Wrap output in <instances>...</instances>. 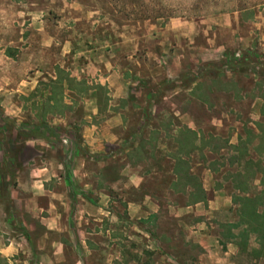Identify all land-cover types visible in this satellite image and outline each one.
I'll list each match as a JSON object with an SVG mask.
<instances>
[{
	"label": "rangeland",
	"instance_id": "rangeland-1",
	"mask_svg": "<svg viewBox=\"0 0 264 264\" xmlns=\"http://www.w3.org/2000/svg\"><path fill=\"white\" fill-rule=\"evenodd\" d=\"M0 2L15 14H10L11 25L24 30L22 48L28 47L26 40L35 31L36 38L28 53L34 52L46 61L42 67L38 66L45 72V78L36 84L43 95L17 97L14 102L25 107L14 120L20 119L21 125L32 122L26 127L30 134L45 136L44 129L34 126L43 120L54 122L52 116L61 114L50 111L44 115L37 102L50 95L51 89L45 85L57 77L60 68L75 79L74 87H83L79 84L83 81L88 88L82 95L65 85L64 101L71 108L65 112L66 121L63 125L57 123L52 134L67 137L70 164L79 161L75 150L78 145L83 146L78 124L88 123L86 118L93 119L87 117L83 107L87 100L96 97L105 108L100 120L110 112H117L122 113L126 122L131 121L122 128L123 136L118 141L104 147V157L113 155L107 174L117 181L111 192L112 200L117 202L115 212L128 218L125 199L139 204L147 194L160 206L148 208L151 212L148 219H135L137 223L127 228L128 233L132 231V239L118 233L117 245L122 254L116 264H203L200 256L205 249L189 239L186 224L178 223L172 208L174 201L189 200L187 193L179 194L172 188L189 186L192 162L211 161L214 186L223 182L229 189L246 188V193H260L264 199V0ZM32 7L36 9L35 15L28 11ZM34 22L41 29L39 26L34 31L29 29ZM39 31L51 37L47 39L51 45H39L43 42ZM22 48H8V52L16 56ZM32 70L30 73L35 71ZM112 74L115 75L112 86L120 88V97H112L110 83H104L103 78ZM196 80L198 83L192 85ZM99 85L108 92L104 94ZM191 86L194 88L190 94L196 97L192 104L193 98L186 91ZM178 87L182 90L174 93ZM2 103L0 95V138L5 140V127L14 133L19 124L5 117ZM188 113L198 123L196 129L186 124L180 128L172 126L176 114L184 120ZM251 121H256V125ZM194 148L197 151L192 157ZM85 150L86 155L89 151ZM258 155L259 160L250 158L249 164L246 163L247 157ZM178 164L180 177L176 174ZM125 168L131 170V176L122 174ZM246 168L251 170L240 174ZM222 170L229 173L221 174ZM4 178L6 182L8 177ZM130 179L132 185H128ZM125 184L134 187L126 192ZM236 195L234 199L238 200L240 197ZM155 208L158 212L152 213ZM139 211L138 207L141 215ZM183 216L188 221V215ZM23 217L42 231L37 217L29 213ZM213 222L216 239L212 240V249L228 251L231 228L218 217ZM11 230L0 213L1 242L7 243V237L19 236L21 232L19 228ZM245 239L240 236L236 242ZM252 243L247 248L240 247L230 261L264 264L263 241ZM70 257L72 261L75 259L73 255ZM5 258L8 264L20 263L18 256Z\"/></svg>",
	"mask_w": 264,
	"mask_h": 264
},
{
	"label": "crops",
	"instance_id": "crops-1",
	"mask_svg": "<svg viewBox=\"0 0 264 264\" xmlns=\"http://www.w3.org/2000/svg\"><path fill=\"white\" fill-rule=\"evenodd\" d=\"M1 2L0 95L3 97L1 106L5 117L11 118L13 122L21 116L25 107L23 103H15L14 100L17 97H29L36 90L37 80L45 78L46 75L38 66L42 67L46 61L39 55L35 56L34 52L31 55L28 53L36 38L34 29H38V26L41 29L40 25L34 22L30 26L29 29L34 33L26 40L29 43L28 47L22 48L25 41L24 30L15 24L11 25L10 14L14 12L2 6ZM35 10L32 7L28 11L35 15ZM39 35L43 39L39 45L42 44L43 47L51 45L47 40L51 37L48 38L45 31H39ZM8 48L23 50L15 56L8 52ZM32 69L35 71L30 73ZM103 79L104 83L108 81L112 87L110 95L114 98L120 97V88L112 86L115 75ZM197 83V80L193 81L192 85ZM193 88L191 86L186 90L189 98H193L191 104L196 100V97L190 94ZM181 90L182 88L178 87L174 93ZM94 98L87 100L83 106L87 117L93 119L86 118L88 123L82 121V124H78L83 139L82 145L88 150L78 145L75 153L79 161L75 165L70 164V147L66 144V136L46 134L38 139L34 136L18 135L16 131L11 133L5 127L6 139L0 138V213L10 230L19 228L21 232L19 236L11 234L7 237V243L0 240L2 256L10 259L18 256L19 264H116L122 254L117 245L118 233L132 239V231L128 233L127 228L131 229L132 225L137 223L135 219H148L151 214L148 208L160 206L157 200L147 194L139 204L133 199H125L128 204V218L116 214L117 202L112 200L111 192L115 190L117 181L107 174L113 155L104 157L103 153L105 144L118 141L123 136L122 128L128 126L131 121L126 122L122 119V113L117 112H110L100 120L102 116L100 114L105 108ZM154 106H151L153 111ZM110 107L111 104L108 110ZM176 115L178 117L172 123L175 128L186 124L188 128L194 130L198 126L190 113L184 116L186 117L184 120L179 114ZM65 116L66 114L52 116L51 119L54 118L55 121L48 123L51 127L58 125L57 123L63 125L62 123L66 121ZM20 121L17 119L16 122L21 125ZM30 123L25 125L30 126ZM251 123L253 126L256 125V121ZM84 150L99 155L91 157L87 153L85 155ZM196 151L194 148L191 152L192 157ZM204 155L207 160L206 151ZM247 158L246 163L249 164L250 158L259 160L260 156ZM210 162L208 161V164L207 161L204 164L192 162L189 173L192 182L189 186L172 188L179 194L186 192L189 200L184 203L174 201L172 208L177 213L174 215L178 218V223L186 224L190 233L189 239L205 249L200 256L203 264H234L230 261L231 256L239 253L243 245L247 248L251 242L261 240L264 246V228H260V223L264 222V199L260 193L254 195L246 193V188L229 189L223 182L220 186H214ZM127 168L122 174L131 176L132 172ZM247 169L240 174L251 170ZM228 173L229 171H221L224 175ZM4 176L8 177L6 182ZM132 184L130 179L128 185ZM133 187L125 184V191H130ZM143 189L142 187V191ZM259 189L261 191V188ZM236 191H243L244 194ZM234 193L237 194V198L240 197L238 200L234 199ZM138 207L141 215L137 212ZM156 212L157 208L152 213ZM25 213L37 217L42 231L23 217ZM183 215H188V221ZM216 217L231 228L229 230L232 239H229L228 251L225 252H215L212 249V240L215 238L212 228ZM240 236H244L245 241L236 242ZM72 255L75 257L73 261L70 257Z\"/></svg>",
	"mask_w": 264,
	"mask_h": 264
},
{
	"label": "trees",
	"instance_id": "trees-1",
	"mask_svg": "<svg viewBox=\"0 0 264 264\" xmlns=\"http://www.w3.org/2000/svg\"><path fill=\"white\" fill-rule=\"evenodd\" d=\"M75 81L74 78H70L68 74H66L65 71L58 68V75L55 79L51 80L49 83L45 85L46 88H50L51 92L50 95L44 100H40L38 103L41 110H43L44 115H46L48 112L58 113V114H65L67 110L71 108V106L64 101V91L66 87L70 90L77 89L78 92L82 95H85L87 93V87L85 86V82L80 81L79 84H82L83 87H74L73 82ZM65 85H67L65 87ZM101 91H103L104 94L108 92L107 88L104 86L99 85L98 86ZM39 94L42 95V91L39 92V89H36L34 93H32L28 98H32L33 96H37ZM27 125H19L16 129V133L21 136H34V137H42L41 136H35L33 134H30V131L26 129ZM37 129H44L46 134L52 135L54 133V130L56 128L51 127L50 124L43 120L38 126H34ZM9 132L12 131V129L8 128ZM29 131V132H28ZM45 134V135H46ZM55 136V135H54ZM59 137V136H58ZM181 161V160H180ZM176 174H178V177H180V171H179V164L178 168L176 169ZM260 228H264V222L260 223ZM0 262L4 264H8V260L3 257L0 254Z\"/></svg>",
	"mask_w": 264,
	"mask_h": 264
}]
</instances>
